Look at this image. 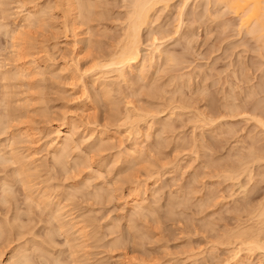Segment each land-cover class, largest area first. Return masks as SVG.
I'll return each mask as SVG.
<instances>
[{
	"label": "rangeland",
	"instance_id": "obj_1",
	"mask_svg": "<svg viewBox=\"0 0 264 264\" xmlns=\"http://www.w3.org/2000/svg\"><path fill=\"white\" fill-rule=\"evenodd\" d=\"M65 1L0 0V264H232L235 233L264 205V37L239 30L224 4L160 2L143 41L158 38L176 62L146 47L124 83L108 74L118 89L105 96L98 79L131 0H89L92 20L77 6L75 28ZM29 6L42 26L22 28ZM63 124L76 144L58 162ZM133 148L139 160L127 158ZM244 252L245 264H264V251Z\"/></svg>",
	"mask_w": 264,
	"mask_h": 264
},
{
	"label": "bare ground",
	"instance_id": "obj_2",
	"mask_svg": "<svg viewBox=\"0 0 264 264\" xmlns=\"http://www.w3.org/2000/svg\"><path fill=\"white\" fill-rule=\"evenodd\" d=\"M89 0H87V2H86V0H66L65 2L67 3L66 4V6H67V10H66V15H68L67 16V18H69V21H70V19L73 21V23L71 22V26L70 27H72V26H74V28L76 27V25H74V23H76L77 24V19L76 18H78L79 16H81L80 18H79V21L81 22V23H83L84 25H87L89 22H90V20H92V19H90V18H92L93 17V15L94 14H92L91 15V11H92V9H90L91 8V6H92V8H93V5H94V7H95V4H94V2L90 5V3L88 2ZM170 1H172V0H131V4H132V7H130V10H131V12L129 11V16H128V18H127V22H128V24H127V28H126V31L124 32L125 34H124V38L121 40V45L120 46H117V50L114 52V54H110L109 55V58L108 59H106V60H108L106 63L104 62V67H106V70H107V68L108 69H110L111 71H108V73H105V75L107 76L108 74H112V73H117V80L119 79V81L120 80H122V81H120V82H123L124 83V81H126V80H128L127 78L129 77H127V75H129V74H127L126 72V70H133V68H135L136 66H138V65H141V63H142V59H143V51L145 50V48L147 47V49H149V47H150V49H151V53H149V54H151L150 56H151V60L152 59H155V60H157V58H158V61L159 60H161V59H163V57H165V59L164 60H167V61H170L171 60V62H173V59H174V56H173V58L170 56V55H167V56H165L166 54V52H162L161 50H159L161 47H160V45L158 44V43H160V42H158V38H156V37H154L153 38V41L150 43V44H147V43H145L144 41H143V37H142V30L145 28H147V27H151V23H152V12H153V10H154V8L155 7H157L156 5H159L158 3H160V2H164V3H166V4H169L170 3ZM206 2L205 3H207L208 5H210V4H212V2H215L216 4H218L219 3V5H222V4H224L223 5V7H225V9H226V11L227 10H229L228 12H227V14H229V15H231L232 14V16L234 15L235 17L234 18H237V19H239V30L241 29L242 31H246V33L247 34H249V35H257L256 36V39L258 38V37H264V0H205ZM81 2H83V4H81ZM84 2L87 4H84ZM173 2V1H172ZM1 3V2H0ZM77 3H80V4H78L77 5ZM96 3V2H95ZM186 3H188L187 1H186ZM186 3L184 4V5H186ZM214 3V4H215ZM27 4V3H26ZM26 4H25V6H26ZM162 5H163V3H162ZM77 6L79 7V9L77 8ZM131 6V5H130ZM36 7V6H35ZM35 7H25V8H27L26 9V14L23 16V20H22V22L24 23V26L22 27L23 29L25 28H28V27H32V26H35V27H37V25L38 24H40V22L42 21V19L43 18H46L45 17V13L43 14L42 12H40L41 10H39V11H37L36 9H35ZM164 7H166L165 5H164ZM24 8V7H23ZM96 8V7H95ZM76 9H78L79 10V12H77L78 13V17H76L77 16V14L75 15V11H77ZM93 10H94V8H93ZM95 11H96V9H95ZM43 12H45V11H43ZM43 14V15H42ZM91 15V16H90ZM43 16V17H42ZM97 16V15H96ZM154 16V15H153ZM156 16V15H155ZM82 18H83V20H82ZM81 19V20H80ZM154 19V18H153ZM43 20H45V19H43ZM89 20V21H88ZM68 21V20H67ZM74 21H76V22H74ZM87 21V23H85ZM43 22V21H42ZM42 22H41V24L39 25V26H42ZM46 22V21H45ZM45 22H43V23H45ZM92 22V21H91ZM154 22V21H153ZM81 23H79V24H81ZM226 23H228V22H226ZM73 24V25H72ZM151 24V25H150ZM23 25V24H22ZM78 25V24H77ZM38 26V27H39ZM179 27V26H178ZM73 28V27H72ZM31 29V28H30ZM179 30V29H178ZM20 31H22V30H20ZM176 31V30H175ZM23 33V32H22ZM25 33V32H24ZM87 33V32H86ZM15 34H16V32H15ZM76 36H78V35H76ZM79 37V36H78ZM13 39L14 40H16V39H18L17 38V36L15 35H13ZM22 39V38H21ZM24 39H25V36H24ZM262 40V39H261ZM78 41V43H86V40L85 39H80V40H77ZM23 43H24V40L22 41ZM88 42V41H87ZM80 43V44H81ZM19 44V43H18ZM83 44V45H84ZM86 44H88V43H86ZM146 44V45H145ZM22 45V44H21ZM263 45V44H262ZM20 46V45H19ZM22 47V46H21ZM24 47V46H23ZM22 47V48H23ZM152 47V48H151ZM20 49V48H19ZM150 49H149V51H150ZM23 50V49H22ZM147 52V51H146ZM168 52V51H167ZM22 53V52H21ZM170 53V52H169ZM172 55V54H171ZM78 57H80V55L78 56ZM78 57H77V59H78ZM150 58V57H149ZM80 59V58H79ZM178 59V58H177ZM181 59V58H180ZM104 60H105V58H104ZM155 60H153V61H155ZM175 60V62H176V59H174ZM101 61V60H100ZM150 61V60H149ZM152 61V62H153ZM167 61H165V63L167 64ZM181 61V60H180ZM144 62V61H143ZM156 63H157V61H155ZM162 62H163V60H162ZM178 62V61H177ZM174 63V62H173ZM34 64V63H33ZM102 64H97V66L99 67H101L102 66ZM169 64V63H168ZM178 64V63H177ZM32 65V64H31ZM30 67V66H29ZM32 67H34V65H32ZM104 67H102V69H104ZM33 69V68H32ZM44 69L45 68H43V71H44ZM100 69V68H99ZM77 70V69H76ZM79 71V70H78ZM7 72H9V71H7ZM26 72H28V73H30V72H32V70H31V67L30 68H27L26 69ZM21 73V72H20ZM19 73V74H20ZM18 74V73H17ZM22 74V73H21ZM12 75H14V74H12ZM16 75V74H15ZM24 75V74H23ZM105 75H103L104 77H102V78H100V79H98L99 80V82H100V87H102V91H101V93L103 92L104 93V95L106 96V94H108L109 96H110V94H112L113 92H114V90H113V86L116 84V83H114V82H112V79L110 78V76L109 77H105ZM10 76V75H9ZM22 76V75H21ZM15 77V76H14ZM17 77V76H16ZM110 78V79H109ZM113 79H115V78H113ZM101 80V81H100ZM108 80H111V81H108ZM95 82H96V80H95ZM116 82V81H115ZM118 82V81H117ZM119 83V82H118ZM153 86H154V84H153ZM118 86H116V88H117ZM114 88H115V86H114ZM115 88V89H116ZM118 89V88H117ZM113 90V91H112ZM112 91V92H111ZM117 90H115V92H116ZM110 93V94H109ZM113 95V94H112ZM87 96V95H86ZM89 96V95H88ZM102 96V95H101ZM202 96V95H201ZM103 97V96H102ZM112 97V96H111ZM7 98V97H6ZM90 98V96L89 97H87V99H89ZM104 98V97H103ZM107 98H109V97H106V99ZM254 99V98H253ZM111 100V99H110ZM4 101V100H3ZM87 102V101H86ZM85 102V103H86ZM91 101H89L88 100V104L90 103ZM10 103V102H9ZM116 103H118L117 101H116ZM7 104V103H6ZM91 104V103H90ZM229 104V103H228ZM84 105V104H83ZM112 105H115V103L113 102L112 103ZM118 105H119V103H118ZM91 106V105H90ZM226 106H227V104H226ZM237 106V105H236ZM84 107V106H83ZM115 107H117V104L115 105ZM115 107H113V109L115 108ZM118 108H119V106H118ZM132 109V108H131ZM135 108H133V110H134ZM174 109V108H173ZM11 110V109H10ZM133 110L132 111H129V113L127 114V112H126V116H124V118L126 117V120L128 119V123L130 124V123H132V124H134L135 125V123H137V122H135L134 123V121H137V119H139L140 118V116H139V118H138V115H136V114H134V115H136V117H137V119H135V118H133L132 117V113L131 112H133ZM228 110V109H227ZM231 110L232 111H235L233 108H231ZM242 110V109H241ZM240 110V111H241ZM116 111H117V108H116ZM136 110H134V112H135ZM149 111V110H148ZM171 111H172V109H171ZM119 112V111H118ZM157 112V111H156ZM226 112V111H225ZM231 112V111H230ZM238 112V111H237ZM136 113V112H135ZM149 113V112H148ZM174 113V112H173ZM236 113V112H235ZM141 115V114H140ZM225 115V114H224ZM236 115V114H235ZM17 116V115H16ZM113 116V115H112ZM118 116V115H117ZM143 116V115H142ZM145 116V115H144ZM249 116V115H248ZM248 116H247V118H248ZM220 117V116H219ZM246 117V116H245ZM14 118V117H13ZM113 118H116L115 116L113 117ZM257 118H259V117H257ZM1 119V118H0ZM132 119H135L134 121L132 120ZM143 119V118H142ZM208 119V118H207ZM254 119V121H255V119H256V117L255 118H253ZM260 119V118H259ZM259 119H256L257 121L256 122H258L260 125V127L262 128H264V121L263 120H259ZM130 120H132V122H130ZM144 120H146V119H144ZM3 121V120H2ZM1 121V122H2ZM248 121V120H247ZM253 121V122H254ZM0 122V123H1ZM139 122H141V123H143L142 121H138V124H139ZM211 122V121H210ZM160 123V122H159ZM162 123V122H161ZM168 122L166 121V123L165 124H160L161 126H162V130L161 131H163V130H167V128H168V130H169V127L171 128V124L169 125V123L167 124ZM219 123V122H218ZM2 124V123H1ZM0 124V125H1ZM138 124H136V125H138ZM213 124V123H212ZM3 125V124H2ZM5 125V124H4ZM131 125V124H130ZM63 127H62V129L61 130H59V132H58V134H59V136H57L58 138L57 139H59V141L56 143V145H55V147H59V149H60V154L58 153L57 155H56V153H55V158L57 159L58 157H56V156H58V155H60V157H66L67 155V153H69L68 155H70V152H68L69 151V149L71 150V147H73L72 146V144H73V139H74V136H75V133L76 132H73V129L74 128H71L70 126H69V124H63L62 125ZM133 126V125H132ZM131 126V127H132ZM4 127V126H3ZM130 127V128H131ZM134 127V126H133ZM136 127H138V126H136ZM135 128V127H134ZM139 128V127H138ZM138 128H137V131H138ZM217 128V127H216ZM262 128V129H263ZM2 128H0V130H1ZM161 129V128H160ZM264 130V129H263ZM32 129H27L25 132H24V134H23V136L25 135L26 136V138L29 140V142L30 143H32V144H36V142L38 141V139L36 138V136L35 135H33L32 134ZM63 131L65 132L66 131V133H64V136L63 137H60V133H63ZM136 131V132H137ZM159 132H160V130H158ZM164 132V131H163ZM163 132H160L159 134H161V133H163ZM23 133V132H22ZM57 133V132H56ZM21 134V133H20ZM135 134V133H134ZM141 134V133H140ZM164 134V133H163ZM138 136V135H137ZM158 136H160V135H158ZM20 137V136H19ZM22 137V136H21ZM26 138H24V140L26 139ZM255 138V137H254ZM57 141V140H56ZM55 141V142H56ZM16 142V141H15ZM14 142V143H15ZM102 143H104V142H102ZM102 143H101V145H102ZM162 143V142H161ZM13 144V143H12ZM74 144H76V143H74ZM73 144V145H74ZM97 144V143H96ZM94 145V144H93ZM104 145V144H103ZM102 145V146H103ZM14 146V145H13ZM12 146V148H15V147H13ZM77 146V145H76ZM139 146V145H138ZM75 147V146H74ZM94 147V146H93ZM96 147H98L97 145H96ZM5 148V147H4ZM8 148V147H7ZM75 148H78V147H75ZM137 149V148H136ZM135 148H133V149H129V151H127V158L129 157V158H132V157H134V159H135V157H137L136 155L137 154H139L138 156H139V158L137 159V160H139L140 159V155L143 153H140L138 150H136ZM254 149V148H253ZM78 150V149H77ZM72 151V150H71ZM255 151V150H254ZM1 152V151H0ZM14 152H16L15 150L13 151V153ZM3 154H4V151L2 152ZM12 153V152H11ZM13 153H12V156H14L13 155ZM72 153V152H71ZM19 154V153H18ZM21 154V153H20ZM253 154V153H252ZM54 155V154H53ZM4 156H6V155H4ZM8 156V155H7ZM16 156H17V154H16ZM19 156V155H18ZM71 156V155H70ZM77 156V155H76ZM80 156H81V154H80ZM253 156V155H252ZM256 156V155H255ZM58 158L59 160H61V158ZM69 157V156H68ZM68 157H66V158H63L64 160L65 159H67ZM79 156H77L76 157V159H80V158H78ZM250 157H251V155H250ZM11 158V157H10ZM13 159H15L16 160V158H15V156L14 157H12ZM82 158V157H81ZM18 159V158H17ZM57 159V160H58ZM4 160V159H3ZM6 160H9V159H6ZM12 159H10L9 161H11ZM14 160V161H15ZM19 160V159H18ZM21 160V159H20ZM59 160H58V162H59ZM82 160H84V159H82ZM250 160V159H249ZM258 160V159H257ZM9 161H7V163H10ZM87 161V160H86ZM85 161V162H86ZM136 161V160H135ZM12 162H13V160H12ZM18 162V161H17ZM20 162V161H19ZM60 162H62V161H60ZM65 162V161H64ZM63 162V163H64ZM79 162H80V160H79ZM84 162V161H83ZM84 162V163H85ZM263 162V161H262ZM15 163H16V161H15ZM14 163V164H15ZM56 163H57V161H56ZM67 163V162H66ZM75 163V162H74ZM138 163V162H137ZM76 164V163H75ZM82 164V163H81ZM58 165H59V163H58ZM250 165V164H249ZM22 166V165H21ZM23 166H25V165H23ZM28 166V165H27ZM62 166V168H64V169H66L65 167L67 166H64V165H61ZM77 166H79L78 164L76 165V167ZM246 166V165H245ZM248 166V165H247ZM80 167H82V165H80ZM243 168H244V165L242 166ZM68 168V167H67ZM22 169V168H21ZM126 169V168H125ZM17 170V169H16ZM23 170V169H22ZM67 170V169H66ZM65 170V171H66ZM238 170V169H237ZM247 170V169H246ZM246 170H244V171H246ZM30 171H31V169H30ZM248 171H249V169H248ZM17 172V171H16ZM20 172V171H19ZM18 172V173H19ZM23 172H24V170H23ZM235 172V171H234ZM21 173V172H20ZM26 173V172H25ZM121 173V172H120ZM228 174H230V173H228ZM231 174H233V173H231ZM248 173H246V175H247ZM22 175H23V173H22ZM21 175V176H22ZM25 175V174H24ZM245 175V174H244ZM20 176V177H21ZM229 176V175H228ZM232 176V178H233V176H235V174L234 175H231ZM230 176V177H231ZM252 178V177H251ZM22 180H24V179H22ZM22 180H19L20 182H22ZM25 182V181H24ZM5 183H7V182H5ZM11 183V182H10ZM245 193V192H244ZM247 193V192H246ZM96 195H98V194H96ZM102 195V194H101ZM245 197V196H244ZM264 204V203H263ZM58 206V205H57ZM131 208H132V210H133V212L135 211H138V213H139V211L141 212V211H144V210H146V209H148L150 206H148V205H145V200L143 199V197H141V196H136L133 200H132V203H131ZM60 208V207H59ZM55 209H57V207L55 208ZM151 209V208H150ZM149 209V210H150ZM258 209V208H257ZM61 210V209H60ZM147 211V210H146ZM151 211H152V209H151ZM249 211V210H248ZM58 213V212H57ZM137 213V212H136ZM137 213V214H138ZM142 213V212H141ZM140 213V214H141ZM171 213V212H170ZM135 214V213H134ZM139 214V215H140ZM143 214V213H142ZM141 214V215H142ZM251 216V215H250ZM253 218L255 219V223H254V225H255V227H251V228H246V229H242V230H240V231H238V232H236L235 233V235H236V237L237 238H240L241 239V246L243 245L245 248L243 249V247L242 248H236V249H234L235 251L233 252V255L231 256V258L226 262V263H228L229 261L232 263V264H245L244 263V259L245 258H243V256L241 255V253L243 252V251H245L244 253H246L247 252V255H248V253H250L251 251H255V250H257V252L258 251H264V205L263 206H261L258 210H256L254 213H253ZM254 219H253V222H254ZM208 225V224H207ZM138 227V226H137ZM238 228V227H237ZM242 228V227H241ZM240 228V229H241ZM140 231V230H139ZM231 234V233H230ZM141 235V234H140ZM234 236V235H233ZM142 238H143V236H142ZM228 238V237H227ZM231 238V237H230ZM242 238H243V240H242ZM234 239V238H233ZM240 239H238L239 241H237V243L239 244L240 243ZM70 241V240H69ZM231 241V240H230ZM232 251V250H231ZM250 251V252H249ZM252 252V253H253ZM264 253V252H263ZM1 255V254H0ZM250 256V255H249ZM248 256V257H249ZM246 257V256H245ZM12 258V257H11ZM14 258V257H13ZM10 260V259H9ZM7 262H8V260H7ZM6 262V263H7ZM5 263V264H6ZM9 263V262H8ZM7 263V264H8Z\"/></svg>",
	"mask_w": 264,
	"mask_h": 264
}]
</instances>
